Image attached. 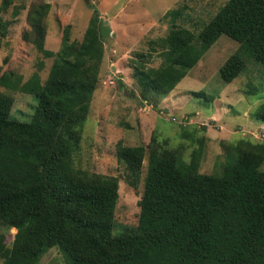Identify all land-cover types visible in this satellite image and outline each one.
I'll list each match as a JSON object with an SVG mask.
<instances>
[{"label": "trees", "instance_id": "trees-1", "mask_svg": "<svg viewBox=\"0 0 264 264\" xmlns=\"http://www.w3.org/2000/svg\"><path fill=\"white\" fill-rule=\"evenodd\" d=\"M181 12L167 9L166 33L149 41L164 62L152 74L131 69L141 100L154 106L220 35L237 43L218 67L223 83L244 69V60L264 66V0H227L196 32L176 24ZM99 23L93 13L79 41L68 39V25L62 28L60 75L37 91L28 121L0 108V226L15 229L10 246L0 232L1 264H38L50 248L64 264H264V141L229 142L215 176L198 171L200 146L183 160L153 136L146 149L118 142L129 185L136 186L144 155L146 163L136 224L113 231L116 177L72 166L102 58ZM4 30L0 18V35ZM254 113L264 122V101Z\"/></svg>", "mask_w": 264, "mask_h": 264}, {"label": "rangeland", "instance_id": "rangeland-1", "mask_svg": "<svg viewBox=\"0 0 264 264\" xmlns=\"http://www.w3.org/2000/svg\"><path fill=\"white\" fill-rule=\"evenodd\" d=\"M226 1L0 0V18L5 24L4 34L0 35V76L4 74L0 78V108L18 121L30 119L37 91L57 72L55 53L62 28L68 25V39L79 41L93 13L100 22L107 21L109 35L101 37L97 83L72 166L86 175L116 177L113 231L136 224L146 163L144 155L138 182L135 187L129 185L126 170L116 157L118 142L146 149L153 136L158 142L165 140L167 147L178 149L183 160H189L191 150L200 146L198 171L215 176L227 162L225 149L229 142L239 138L264 141V122L252 116L264 101V66L244 60V69L223 83L218 67L237 47L225 35L209 46L164 97L155 98L154 106L139 98V86L131 74L133 66L152 74L164 62L160 48L151 49L149 41L166 33L170 20L163 18V13L167 9L182 7L176 24L196 32ZM43 4L48 6L40 8ZM36 8L41 10L39 21L38 16L32 17L31 23ZM5 82L9 85H3ZM261 167L264 169V161ZM0 232L10 246L15 229L0 226ZM38 264L64 262L57 250L50 248Z\"/></svg>", "mask_w": 264, "mask_h": 264}, {"label": "water", "instance_id": "water-1", "mask_svg": "<svg viewBox=\"0 0 264 264\" xmlns=\"http://www.w3.org/2000/svg\"><path fill=\"white\" fill-rule=\"evenodd\" d=\"M87 2V0H83ZM98 32L101 37H105L109 35V26L106 20H101L100 24L98 25Z\"/></svg>", "mask_w": 264, "mask_h": 264}]
</instances>
